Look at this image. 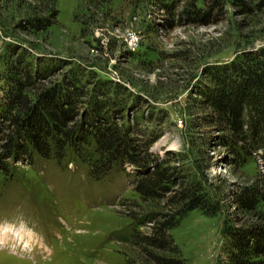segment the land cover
<instances>
[{
	"label": "rangeland",
	"instance_id": "rangeland-1",
	"mask_svg": "<svg viewBox=\"0 0 264 264\" xmlns=\"http://www.w3.org/2000/svg\"><path fill=\"white\" fill-rule=\"evenodd\" d=\"M170 1L0 0V152L10 68L31 75L30 94L72 74L91 93L100 89L94 95L105 88L111 119L142 144L155 138L143 168L100 164L91 142L66 146L61 157L32 150L31 158L0 159V264H163L154 255L168 264H227L228 226L264 224V134L258 144L232 145L199 95L210 84L206 69L264 50V0H243L249 10L224 0L195 23L176 16L180 4L160 7ZM155 162L172 168L170 190L195 183L207 202L166 231V250L150 254L139 238L152 234L151 218L162 219L173 194L142 198L135 190ZM246 187L260 191L253 210L235 202Z\"/></svg>",
	"mask_w": 264,
	"mask_h": 264
},
{
	"label": "trees",
	"instance_id": "trees-1",
	"mask_svg": "<svg viewBox=\"0 0 264 264\" xmlns=\"http://www.w3.org/2000/svg\"><path fill=\"white\" fill-rule=\"evenodd\" d=\"M223 2L171 0L170 4L163 3L160 7L173 11L180 4L176 16L184 18L183 23H195L206 21L210 13L222 8ZM239 3L249 10L243 0ZM244 56L250 57L249 61L244 59L239 63L206 69L210 84L199 90L201 100L209 108L210 120L223 125L229 134L227 141L232 145L238 143L241 148L248 143L258 144L264 134V50L248 52ZM10 70L9 77H6L9 87L3 102L9 131L2 139L0 159L15 155L21 158L22 154H29L31 158L32 150L45 158L52 154L61 157L66 146L91 142L95 144L98 161H103L100 164L119 160L143 168L146 162L152 163L148 151L155 138H149L142 144L134 136H129L130 130L125 131L122 124L111 119L112 103L103 88L107 85H100L103 88L100 95V89L94 87L98 92L94 95L88 85L80 84L72 74L69 81L52 87L42 85L38 92L30 94L24 81L32 80L31 75ZM84 103H88L86 109H83ZM81 114L83 118L78 120L77 116ZM171 169L155 162L152 170L135 183V190L142 198H155L159 191L173 192L167 200L170 208L160 215L162 219L151 218L152 234L139 238V243L150 254L147 248L166 250L171 241L166 231L177 225L187 211L202 209L207 202L195 183L186 186L181 183L170 190L166 184L173 181ZM235 196L236 204L245 210L255 209L261 201L260 191L255 187L243 188ZM226 237L227 264H264V224L246 229L230 225ZM154 257L163 264L172 261L165 256Z\"/></svg>",
	"mask_w": 264,
	"mask_h": 264
},
{
	"label": "built area",
	"instance_id": "built-area-1",
	"mask_svg": "<svg viewBox=\"0 0 264 264\" xmlns=\"http://www.w3.org/2000/svg\"><path fill=\"white\" fill-rule=\"evenodd\" d=\"M135 40L136 39L132 35H130V37H129V43L132 44Z\"/></svg>",
	"mask_w": 264,
	"mask_h": 264
}]
</instances>
